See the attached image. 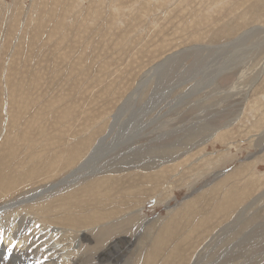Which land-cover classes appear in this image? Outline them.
I'll use <instances>...</instances> for the list:
<instances>
[{
	"label": "rangeland",
	"instance_id": "374dc122",
	"mask_svg": "<svg viewBox=\"0 0 264 264\" xmlns=\"http://www.w3.org/2000/svg\"><path fill=\"white\" fill-rule=\"evenodd\" d=\"M128 99L126 111L117 113ZM9 104L14 116L44 125L29 128L39 142L50 150L63 144V162L72 158L63 149L69 140L76 154L98 145L77 178L88 173L122 185L113 199L121 205L107 208L124 210L122 229L130 230L126 223L138 214L139 235L128 242L124 264H141L162 237L168 249L178 248L177 258L160 255L157 264H178L179 258L187 264L192 256L189 264H264V123L254 127L264 116V0H0V132ZM24 123L7 125L16 154L26 153ZM227 125V135L234 131L226 142L207 140ZM197 131L202 135L191 137ZM188 135L194 145L207 141L182 156L168 151L187 143ZM173 156L186 161L145 168ZM242 167L256 186L238 189L235 177L212 186ZM230 188L242 202L214 214ZM187 202L193 204L186 212ZM50 252L38 253L36 264L60 258L56 253L52 260Z\"/></svg>",
	"mask_w": 264,
	"mask_h": 264
},
{
	"label": "bare ground",
	"instance_id": "6f19581e",
	"mask_svg": "<svg viewBox=\"0 0 264 264\" xmlns=\"http://www.w3.org/2000/svg\"><path fill=\"white\" fill-rule=\"evenodd\" d=\"M245 34L246 33L244 32L240 37L236 38L234 43H240L243 37H245ZM181 52L182 51L176 52L174 55ZM234 56L236 57V55ZM171 58L172 57L170 56L162 60L159 64H157L155 70L157 71L161 69ZM221 71L223 72L224 70ZM153 73L149 75L146 74L147 77L146 75L143 76L145 79L139 83L138 87L136 88L137 91L131 94L132 98L134 95H138L140 89L142 90L144 83H147L149 80H151V77L154 76ZM214 78H216V75ZM246 81L245 83H249V80L247 82ZM129 101L130 100L128 99L126 102H123L122 105L118 107L117 113L125 112L126 110L123 111V106L125 104L127 106ZM259 102L260 98L255 97V108H257L256 105ZM9 109L11 110L9 115L4 118V120H6V122L3 124L4 131L0 132V230H3L6 236L4 242L5 244H10L15 239L19 240V243L15 248V252L13 253L12 257L8 261L5 260L4 250L0 249V262L3 264H36L38 253L47 254V252L52 250L50 252L52 256L57 253L60 258L55 260L54 256L51 257L52 260L55 261L50 264H124L123 259L126 257L129 247L131 249L130 243L128 242L133 239L136 240L139 235L137 233L139 225L136 224V218H138V214L135 213V217L128 220L126 223L130 230L122 229L121 226L126 221L124 220L123 216H120V214H122L124 210L118 207L107 209L111 205H121L113 199L118 197L116 193L121 194L123 192L122 185L116 180L110 179L109 181L102 178H88L86 176L88 173L82 174V176H80L81 178L79 177V179L77 178L82 171L88 170L89 164L87 163L91 161L94 153H96V147L98 150V145L95 144L92 149H87L84 152L79 147V153L76 154L75 149L69 146L70 143H72V141L69 140V145H65L63 149L64 151L69 149L72 158L66 159V156L63 162V156L61 155V147L63 145L62 143L58 145H51L52 149L50 150V147L39 142L37 140L38 137L29 132V128H33L35 124L39 125V129L44 127V125L42 126L39 124V119L35 124H33L31 123L32 119L25 120L14 116V109L10 104ZM22 121L25 123L23 124L24 129L21 133V139L23 141L22 144L26 153L16 154L14 153L11 143L9 142L10 136L6 135L8 134L7 125L9 124L10 130L11 127ZM258 123H264V116H260ZM258 123L254 127L259 130L262 128V125L260 124L258 127ZM230 125L231 124H229V126ZM229 126L227 125L224 128H221V132L216 137L215 132L217 128H215L213 132L210 133L207 140L213 139L214 137L215 141L220 140L221 142H226L229 136H232L234 131V128L230 127L231 132L229 135H227V132H229L227 127L229 128ZM197 130H201V126ZM206 130L207 129H204V131ZM202 133L197 131V133L193 134L191 137L201 136ZM30 136H32V138L29 140ZM191 137L188 135L186 137L187 140H185L187 143H178L174 148L169 149L168 151L172 150L170 153L173 152V150L180 151V156H182L184 153H190V151L196 146L204 144L207 141H203V139H201L196 143L197 145H194L191 144V141L194 140V138ZM262 137L263 138H261L262 141L260 143H263L264 141V136ZM100 141H98V143ZM45 154H48V157L44 158ZM180 156H173L169 157L168 159L164 158L160 162L157 160L152 163L150 162L149 164L145 165V168H158L165 164L166 161L172 162L171 165H174L172 167H177V165L180 164L183 165L186 159L180 160ZM76 158H78V160L73 164V161ZM164 160L166 161L163 162ZM61 163H63L61 168L63 171L59 172V174L56 176H51L52 174H50V171L52 169H58ZM244 167L237 169L236 172L233 171L228 175H225L220 181L214 182L212 186L217 188L221 186L222 183L228 181L231 177H235L238 180L236 182V188L238 189H241L244 186H256V184L253 182V178L250 179L246 177L247 172L243 170ZM161 171H164V168H162L159 173H161ZM154 176H156V174H154ZM243 178L244 182H242L240 185L238 182ZM61 187H63V189H61ZM126 191L129 190L126 189ZM242 196V194L233 192L232 188L228 189L225 195L219 197L220 201L212 212L215 214L217 211H221V213L225 211L226 213L227 210L229 211L231 206H236L238 203L242 202ZM132 201L135 200L133 199ZM192 204L193 202L186 203V212L188 211V207H191ZM110 216H116L117 218L113 220ZM130 216L132 217L133 213ZM209 218L211 217L209 216ZM219 232H221V230ZM1 233L2 232H0V234ZM121 234L129 235V239L127 241L125 239L122 241L124 236ZM163 241V237L162 239L157 238L152 246L145 252L141 264H152L154 262L157 264L158 256L165 254L169 255V260L170 258H177L175 254L178 251V248L171 245L170 247L172 248L168 249V246H164ZM72 244H75V247L72 246ZM4 245L3 248L6 246ZM139 254L141 255L142 253ZM192 258L193 256L190 257V261ZM177 262L178 264H183L184 260L179 258ZM189 262L187 264H189ZM162 264H169V261Z\"/></svg>",
	"mask_w": 264,
	"mask_h": 264
}]
</instances>
